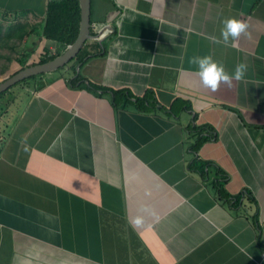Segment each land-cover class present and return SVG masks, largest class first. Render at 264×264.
Listing matches in <instances>:
<instances>
[{"label": "crops", "instance_id": "obj_1", "mask_svg": "<svg viewBox=\"0 0 264 264\" xmlns=\"http://www.w3.org/2000/svg\"><path fill=\"white\" fill-rule=\"evenodd\" d=\"M46 1L0 0L16 20L0 48L29 20L24 49L54 43ZM89 17L95 53L76 72L0 95V264H264V0H90ZM229 17L247 32L214 43ZM204 55L245 76L211 92L188 63ZM18 57L0 80L39 58ZM146 91L155 104L139 108ZM192 123L211 131L194 151Z\"/></svg>", "mask_w": 264, "mask_h": 264}, {"label": "trees", "instance_id": "obj_2", "mask_svg": "<svg viewBox=\"0 0 264 264\" xmlns=\"http://www.w3.org/2000/svg\"><path fill=\"white\" fill-rule=\"evenodd\" d=\"M89 23H90V17H89ZM77 24H78V4L77 0H47L45 4L44 9V16H43V22L40 27V37H43L44 39L53 41L57 48L53 52H48L46 54H42L39 56L37 62H42L47 59H50L54 57L57 53L63 50V48L66 46V44L70 43L77 30ZM89 32L91 34V31L89 29ZM85 42L81 45L79 50L77 51L76 55L72 57L70 60H68L67 63L64 65H68L71 71L74 73L75 71V64L81 63L85 57L88 55L95 53L94 51L86 50ZM43 52L47 51V48L45 46L42 47ZM30 51L22 53L17 59L22 65H24L25 59L28 57ZM28 76L26 78L32 77ZM23 78L19 81H17L14 84H20L22 81H24ZM80 78V75L75 73L71 78L70 81H77ZM13 84V85H14ZM89 86L93 87H99L97 84L89 83ZM9 88V87H8ZM8 88L1 90L0 95L4 93V91L8 90ZM122 92V90L113 89L112 93L113 95L119 94ZM134 103L139 108H148L152 107L155 104V99L152 97L151 92L146 91L141 96L134 97ZM186 105H184L185 107ZM203 128L206 129L205 133H202ZM187 129L191 132H196L195 139L189 144L191 150H195L199 144L208 136H211V131L208 126H200L196 125L194 123L190 124ZM207 162L204 160H199L197 157H194L192 161L188 164L189 168L191 170L196 171L200 176L204 172V165ZM214 186L216 187V190L219 194H222V185L220 182L215 181L213 182Z\"/></svg>", "mask_w": 264, "mask_h": 264}, {"label": "clouds", "instance_id": "obj_3", "mask_svg": "<svg viewBox=\"0 0 264 264\" xmlns=\"http://www.w3.org/2000/svg\"><path fill=\"white\" fill-rule=\"evenodd\" d=\"M221 24L220 37L213 38L214 43L229 45L238 40L241 34L246 33L248 28L246 22L234 17L222 20ZM188 63L195 66L202 84L211 92H216L222 83L231 87L233 80L243 79L247 70L246 65L241 63L237 64L234 72L230 74L225 71L222 63L213 60L210 55L192 56L189 58ZM146 210L142 209V211ZM131 224L139 228L144 224V219L142 216L137 215L132 218Z\"/></svg>", "mask_w": 264, "mask_h": 264}, {"label": "water", "instance_id": "obj_4", "mask_svg": "<svg viewBox=\"0 0 264 264\" xmlns=\"http://www.w3.org/2000/svg\"><path fill=\"white\" fill-rule=\"evenodd\" d=\"M77 4L78 24L73 40L54 57L27 64L0 80V91L23 78L60 67L76 55L81 45L91 36L89 32L90 0H77Z\"/></svg>", "mask_w": 264, "mask_h": 264}, {"label": "rangeland", "instance_id": "obj_5", "mask_svg": "<svg viewBox=\"0 0 264 264\" xmlns=\"http://www.w3.org/2000/svg\"><path fill=\"white\" fill-rule=\"evenodd\" d=\"M30 22H32L31 20H29ZM30 22H25L27 25V27H23V28H20L18 31H16V34L15 36L11 39L12 40V44L10 45V48H0V54H5L6 56V60H9L11 62H13L14 60V57L17 56V55H21L22 51L24 50V52H27L26 49L24 48H27V44L25 43L26 40H27V32L28 31V28L30 26ZM16 23V20H14L13 18H3L2 20H0V33L1 34H4L5 36H7L9 34V26L10 24H14ZM37 23V22H35ZM3 25H6L5 27H3ZM37 31V25H36V30H34L33 32ZM19 33V34H18ZM1 34H0V37H1ZM26 44V45H24ZM45 46L47 48V51L43 52L42 50V47ZM34 46H30V48H33ZM36 49H31V50H28L30 51L29 54H28V58H38L40 55L42 54H46L48 52H52L53 50L56 49V45H54V43H44V42H38L36 41V46H35ZM5 58H2L0 57V63L3 61H6ZM7 63H9L8 61H6Z\"/></svg>", "mask_w": 264, "mask_h": 264}, {"label": "built area", "instance_id": "obj_6", "mask_svg": "<svg viewBox=\"0 0 264 264\" xmlns=\"http://www.w3.org/2000/svg\"><path fill=\"white\" fill-rule=\"evenodd\" d=\"M261 257L264 258V252L261 254Z\"/></svg>", "mask_w": 264, "mask_h": 264}]
</instances>
